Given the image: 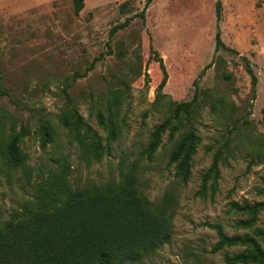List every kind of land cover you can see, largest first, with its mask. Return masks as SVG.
I'll return each instance as SVG.
<instances>
[{
    "label": "rangeland",
    "instance_id": "rangeland-1",
    "mask_svg": "<svg viewBox=\"0 0 264 264\" xmlns=\"http://www.w3.org/2000/svg\"><path fill=\"white\" fill-rule=\"evenodd\" d=\"M64 117L82 121L79 133ZM43 124L55 134L46 149ZM187 133L196 144L183 181L170 159ZM15 134L32 172L5 166L0 152V221L32 198L36 173L60 163L73 187L132 174L165 211L169 239L124 264H229L225 254L252 251L238 243L213 252L208 223L264 249V3L84 0L76 12L75 0H0V151ZM81 138L101 144L100 159Z\"/></svg>",
    "mask_w": 264,
    "mask_h": 264
},
{
    "label": "trees",
    "instance_id": "trees-1",
    "mask_svg": "<svg viewBox=\"0 0 264 264\" xmlns=\"http://www.w3.org/2000/svg\"><path fill=\"white\" fill-rule=\"evenodd\" d=\"M83 7L84 0H75L76 12ZM216 40L219 48L223 44L219 32ZM158 60L164 73L162 88L168 74L163 59L158 57ZM247 69L255 90L257 77L250 66ZM189 105L190 102H181L178 108L188 111ZM62 124L79 133L82 121L64 117ZM164 130L165 125L161 124L153 132L146 148L149 157L157 151ZM38 132L43 149L54 143L55 134L49 124L41 125ZM79 142L87 155L101 158L99 142L84 143L82 138ZM195 144V135L187 133L171 155L170 163L176 164L177 174L183 181L191 175ZM0 152L5 166L29 171L19 135L11 136ZM36 174L32 198L0 221V264H124L143 260L169 239L164 232L165 211L156 208L138 189L132 174L123 175L118 182L111 180L80 187H73L67 167L60 163L47 173L41 170ZM200 193L204 194V189ZM208 224L218 234L213 252L238 243L253 246L252 251L225 254L226 262L264 263V249L252 237L231 236L220 224Z\"/></svg>",
    "mask_w": 264,
    "mask_h": 264
},
{
    "label": "built area",
    "instance_id": "built-area-1",
    "mask_svg": "<svg viewBox=\"0 0 264 264\" xmlns=\"http://www.w3.org/2000/svg\"><path fill=\"white\" fill-rule=\"evenodd\" d=\"M264 3V0H261Z\"/></svg>",
    "mask_w": 264,
    "mask_h": 264
}]
</instances>
